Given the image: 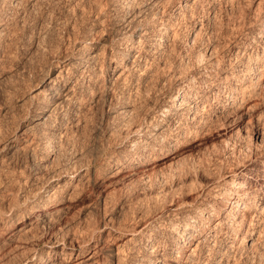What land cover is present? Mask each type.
Masks as SVG:
<instances>
[{"label":"bare ground","instance_id":"obj_1","mask_svg":"<svg viewBox=\"0 0 264 264\" xmlns=\"http://www.w3.org/2000/svg\"><path fill=\"white\" fill-rule=\"evenodd\" d=\"M174 1L175 0H153V3L155 5L162 4L163 8H167L166 6L172 4ZM197 1L199 0H182L179 3V7L173 10L172 16L168 18V20L159 19L156 23L153 22L155 23V27L153 29H145L144 33L138 35V40H133V37L135 36V29H137L138 25L146 18H144V16L138 18L139 15L136 17V13L135 16L131 14V16H125L124 22L128 24L127 28L129 29L125 32L124 37L119 44L124 48L122 49V52L120 51V49H110L107 44L103 46L100 45L102 48L99 51V49L97 50V46L91 45V42H94L93 36V41H91L92 39L90 40L88 37H83L84 40H81L79 42L75 41L73 46H71V43L67 44L68 46H66L67 48L65 49V53L62 52V49H60V51H57V54H59V56L57 57L56 62H53L54 66L51 65L52 68L48 70L46 68L48 72H44V69H42L43 73L40 71L38 72L37 70H35V66H33L34 68H32L34 69L33 72L35 71V80L27 78L26 82L28 81L29 83V81L32 80L31 84L34 83L36 85H33L34 87L31 85V88L35 89H33L34 91L32 92L30 91L27 96L21 95V92H19L21 90L17 89L16 96L18 98V101L16 103H18L19 107L17 106V108L21 109V112H23V109L28 106V110L26 108V112H35V117H38V119H36L38 121L35 123L34 126L28 127V129L26 130L24 129V132L21 135L22 137L17 135L19 128V124L17 123L18 125L14 127L16 128V130L13 129L14 134H12L15 138L14 142L16 144L14 148H17L18 150H24V153L28 151L27 157L29 156L30 158L35 160L36 152L34 150H30L29 147L32 143L35 142V140L40 139L48 141L50 137H53L55 135V130L59 131V133H63L64 135H66L68 134V132L73 130L72 128L74 125H76V131H78L79 128L85 123L84 118L88 114H94V112L92 111H94L95 105L99 103L96 101L98 94H103V99L110 100L109 111H111L110 124L107 125L108 128L106 127L107 132L106 129L104 132H106L107 134L109 133L111 135L116 131H127L129 133L127 134V136L129 135V143L132 144V146L129 147H132L134 149L138 147L141 148V143H143L144 139L148 135H150V137L151 135L155 136L157 140H163L162 142H164V140L166 139V141L168 142L169 145L165 146L167 150L161 151V149V152L154 147L155 144L153 145L150 142L148 143V146L145 147L144 152L142 149L141 152L135 153V157L133 156L134 158L132 161L128 159V154H124L123 159L118 160L117 162H115V164L105 170L108 171V174H111L112 177L117 176L121 173H126L124 175H127L128 177H134L137 173H139L141 175V177L139 176L140 179L143 182H148L152 176L149 174L152 173L150 172L152 171V167L149 171L147 170L149 166L153 165L154 170V168L156 167L155 162L166 158L169 153L174 152L175 150L182 147L184 144L191 140L198 141L200 135L207 129H209V127L211 128V124L214 122L215 118L218 119L219 116H222L223 119V114L229 111L230 113L233 112V115L234 113L235 115H238L240 112H252L259 108L258 103L251 104L250 102H252V100L254 101V99L256 98H261L260 96L264 94V17L261 18L263 26L261 25L262 27L259 30V33L256 35L254 34L255 31L249 30V33L247 35V42H249L255 50L253 53H250L246 47L238 46L239 44H241L239 42L240 36L238 35V37L236 33L235 35L237 37H234L233 39L235 42V46L222 53L220 52V46H222L221 42H217L216 37L212 38V35H215L216 33L212 32V29H209V26L206 24L210 17L214 18L216 16L215 11L217 10V8H224V6L218 4V0H203V2H205V4L209 6L207 15L205 14L206 16L198 17L199 19H192L190 26H187L188 28L186 29L188 41H197L204 34H209L210 40L208 39V43L206 44L205 48H203V50L201 49V51L199 50L196 56L193 53V56L187 53L186 55H181L182 57L180 56L181 58H179V64L180 67L184 68V70L188 68L190 69V67H193L195 64L200 65L204 68L210 78L215 77L218 82L226 84V86L230 90L234 87L236 95L232 96L231 102L227 104H222L218 108H214L213 100H217V90L215 91L214 87H211L209 88L208 92H205L203 94L202 92L196 90L194 84H192L191 86L190 83V85H188L186 88H180L181 90L179 89L176 94L171 97V100H169L172 103L171 109L164 108L158 114H154L152 110H144V108H150L151 102H145V107L143 106L139 108V110L143 108L142 110H144V112H139L137 109V105H131V103H126L124 104V106H122L121 102L128 98L127 95H132V93L135 92L137 93V96L139 93L142 92V90L146 89H143V86H145V83H147L146 85H149V80H159V78H156L159 77L160 73H162L161 71H164V69L169 70V76L166 74V76H168L169 78H178V76L180 75V71L179 69H177L178 67L176 65L177 61L175 55V52H177V45H175V42L177 40L175 41V38L178 33L177 26L179 24L177 21H179V18L181 14H183V12L185 11V8L189 4L192 6V4H195ZM227 1L231 3L232 8H237L240 5V2H238L237 0ZM42 2L43 0H0V84L3 82L17 83V81L20 79L18 77L20 72L21 77L24 78L23 81L27 77L26 69L27 67L29 68L31 65H33L32 62H26V67L24 63H22L24 65V67H22L19 66L17 63L15 64L14 59L16 58L12 59V57H9L10 54L12 55V52L10 53L11 48L9 47V43L11 42L9 38L13 34V30L18 25L17 23L13 25L11 23L12 20H14L15 18H17V20H22L21 11H25L28 16L37 13V11L39 12L42 7ZM130 3L132 2L130 1ZM262 3H264V0H261L258 4L261 5ZM77 8L78 6L76 5L71 6L70 11L76 12ZM128 8L130 7L128 6ZM150 8L152 9V7ZM156 16L157 15H155L154 19H158V16ZM13 17L15 18L13 19ZM141 18L143 19L140 20ZM242 22L243 24L248 23L246 19H243ZM44 23L45 22L43 21H38L36 25L38 28L42 29L47 22L45 24ZM135 23L137 24L135 25ZM243 24L240 26H243ZM140 26L142 27V23L140 24ZM50 32L51 31H49V33ZM65 33L68 37L66 39L69 40L71 32L67 30ZM151 36H153V38ZM43 37H40L39 33H31L29 38L31 41L30 46L33 50L40 49L41 42L39 43V40ZM150 37L152 39H149ZM247 45L248 44H246V46ZM71 47L76 53L74 58L67 56V50H69ZM225 47L227 46L225 45ZM132 56H134V59H132V62L130 63L129 59ZM30 60H32V58ZM50 60L52 59L50 58ZM101 60L107 61V67L105 71H100V69L98 71L96 70V68H98V66L96 67V65ZM161 77L164 78L163 76ZM36 79H40L41 81L38 80L39 83H35L37 82ZM21 80L22 79H20V81ZM127 82L130 83L128 87H126V91L129 94L125 93V91L123 90L124 86L122 87V85L127 84ZM235 82L237 83L235 84ZM31 88L29 90H31ZM19 89H21V87H19ZM146 91L148 90L146 89ZM141 96H143V94ZM138 102L136 103L138 104ZM9 107L10 105L8 107L5 106L3 109H0V120L8 114L10 109H12H9ZM136 110L138 112H136ZM184 112H186V114ZM140 116L143 117L144 120L143 124L140 123L141 125L137 123ZM161 116L164 119L162 118L161 120ZM182 116L186 117V121L191 120L193 124L195 123L196 125H198L201 131H197L195 133L196 135L193 136V133L190 131V129H185V123L181 122V120H183L181 118ZM258 116V119H264V109H261L259 111ZM176 119H179L176 122L177 125H174V129H171V126H173V123L171 122ZM232 126L230 125L229 130H224L223 138L225 147L227 146L228 148H231V156L235 155V153H237V155L240 154L239 156H249L248 154L253 151L251 150L252 145L248 146L246 144H239L238 146H236L234 140L237 137L242 136V134L240 127L234 125ZM3 131L0 125V172L5 169L4 162H6L5 158L7 152H9V150L13 148V143L4 138L6 135L5 133H3ZM29 132L30 134H32L31 136H29ZM153 132L157 133L153 134ZM112 136L115 137V135H111V137ZM125 136L126 135H124V137ZM114 137H112V139ZM259 137H261L260 141ZM107 140H109V137ZM170 140L173 143H170ZM262 144H264V132L258 133V139H256V149L259 148L258 145L261 146ZM45 145L46 147L44 148L47 149L49 144L45 143ZM52 150L48 151L46 155L48 156L47 158H49L48 160L51 161L52 159V162L55 163L57 156ZM84 153L85 152H83V154ZM241 160L244 159L241 158ZM252 160L254 161L247 164H241L240 162H237L236 164L234 159L233 161L231 160V162L229 163H232L230 164L231 167H236V170L229 173L225 172V169L223 170V167L221 166V168L217 167L218 169H216L215 167L214 170H206L204 173L210 177L213 176L214 180L212 179L213 181L211 180L209 184L203 186L200 189V191L196 195V202L194 205L186 203L183 204L179 202L174 205V208L171 207L172 209H167V211L164 210L162 214L157 218H154L152 214V218L150 220L148 219L149 221L146 222L144 227H142L141 229H138V223L134 225H128L127 223L121 222L115 223L112 218H109L108 221H105L106 223L103 222V226H98L96 229H92V232H89L87 230H81L82 233L80 234V236H77L78 238H74L72 240H67L68 238H64L61 240H59L58 237L52 238L51 234H49V232H46L43 234L45 235V240H48L47 248L41 249L40 252H38L37 248H35L32 250V252L30 251L31 253H29L28 255H24V258L22 257L20 258V260H17L15 264H56L57 262L55 261L59 259L61 260L60 264H253V262H256V260L258 261V249L260 242L263 240H261V238L264 237V157L261 160H255L254 158ZM38 162L34 163V167L28 173V176L31 175L32 172H35L34 175L41 174L40 172L45 168V166ZM184 162H182L181 165V168L183 169L186 168L187 170L189 169V166H193L190 163ZM54 163H52V165ZM69 169H72V171L67 169V172H62V174H65L61 178L59 173V176L57 175L58 177H56V175H50L51 177L49 178V181L51 184L49 189L43 191V194L38 195L34 198V200L32 199L33 201H31L30 203H28L30 201L28 199L29 196L25 197V199L23 200L25 201V207L23 206L20 212L17 213L16 210L18 209H13V206L10 203L12 208H10L6 212L7 217L5 219L0 220L2 224H0V250H4L6 246H8L11 242H14L15 240H27V238L34 233L35 229H38L40 221H47L48 224L51 222H56L57 219H60V217L63 216L62 214L65 213V211H67V209L70 207L71 201L77 200L78 198L80 199L82 197L83 192L86 190L87 186L89 187V183L91 182L93 173L91 172V169L89 167H86V165L76 166L74 168ZM106 175L105 173H103L102 178H105ZM136 178H138V176ZM26 182V180L24 183L23 181H21V184L24 185ZM259 193L262 194L261 197ZM101 198L105 200L106 196L104 198L101 195ZM159 199L161 200V198ZM154 202H157V200ZM152 205L153 204H151V206ZM68 222L69 221H67V223ZM223 223H230V230H232L233 232L232 236H230V238L228 239L227 237L225 239L222 238L223 236L220 227ZM90 225L93 226L92 224ZM8 230H12L13 232L7 238V236L5 235V231ZM160 231L169 232L172 235V238L169 242L170 245L168 247H164V249H160L156 246L154 247L153 245L154 242H156V240L158 239ZM96 232L99 233L98 236L95 235ZM256 234H258V236H256ZM140 245H142L143 248L142 251H140L141 255L139 256L137 250H139L138 248L140 247Z\"/></svg>","mask_w":264,"mask_h":264},{"label":"rangeland","instance_id":"obj_2","mask_svg":"<svg viewBox=\"0 0 264 264\" xmlns=\"http://www.w3.org/2000/svg\"><path fill=\"white\" fill-rule=\"evenodd\" d=\"M130 1L132 3H130ZM181 1L182 0H175L173 2L174 4L172 3L168 6H166L167 8H163L162 4L155 5L153 3V0H146V1L145 0H88V1L87 0H43V2H42L43 8L41 7V10L39 12L37 11V13H34L33 14L34 16L33 15L28 16V14L25 13V11H21V13H22L21 19L22 20H20V19L17 20V18L13 17V19L14 18L15 19L12 20L11 24L13 25V24L17 23L18 25L15 28L16 30L15 29L13 30V32H12L13 34L9 38V40L11 42V43H9L10 44L9 47L11 48L10 53L12 52V55L10 54L9 57H12V59L16 58V59H14L15 64L17 63L19 66H22V67H24V65H25V67L27 66L25 64L26 62H32L33 65H31V66L29 65L30 69L27 67V69H28V70L26 69L27 77L25 78L24 81H23L24 78L21 77V75H20L21 72H20L18 77L20 79H22L21 81L19 79L17 81V83H15V82L14 83H11V82H7V83L5 82L4 83L3 82L0 84V109L1 108L3 109L5 106L8 107L9 105H10L9 109L10 108L13 109V110L10 109L11 112L9 111L8 114L3 119L0 120V125L2 127V131L4 130L3 133H5V135H6L4 138L6 140L10 141L11 143H13V145H12L13 148L10 149L9 152H7V155L5 158L6 159V162H4L5 169L2 170V172H0V179H1L0 180V218H1L0 220L5 219L7 217L6 212L10 208H12V206H13V209L19 210V211L16 210L17 213L20 212L21 208H23V206L25 207V204H24L25 201H23L25 199V197L29 196L28 199L30 201L28 203H30L31 201L34 200L35 197H37L40 194H43V191H45L46 189H49L50 184H51L49 181V178L52 175L53 176L56 175V177H58L59 176L58 173H59L60 178H61L65 174V173L62 174V172H67L68 170H70L69 168H74L76 166H85V165H86V167H89L91 169V172L93 173V175L91 178L92 183L90 182L89 187L87 186L88 189L86 188V190L83 192V195H82L83 198L81 197L80 199L78 198L77 200L71 201L70 207L67 209V211H65V213L62 214L63 216L60 217V219L62 218L61 220L57 219L56 222H53V223L51 222L52 225H51V223L48 224L47 221L46 222L40 221L39 225H38V229L37 228L35 229L34 233L30 237H28L29 239L28 238H27V240L20 239L17 241L15 240L14 242H11L9 244L10 246L8 245L4 248V250L3 249L0 250V264H5V263L6 264H15L17 262V260H20V258H22V257L24 258L26 255L31 253L32 250L35 248H37L38 252H40L41 249H46L48 246V242H47L48 240H45L46 238H45V235L43 234L46 232H49V234H51L52 238L58 237L59 240L64 239V238L65 239L68 238L67 240H72V239L78 238L80 236V234L82 233L81 230H87L90 232L92 229H96L98 226H103V222L108 221L109 218L110 219L112 218V220L115 223L121 222V223H127L128 225H134V224L138 223L137 224L138 229H141L142 227H144L146 222H148L152 218V214H153L154 218H157L162 214V212L164 210L167 211V209L174 208L175 207L174 205H176L179 202L183 203V204L186 203V204H193L194 205L196 202L195 201L196 195L200 191V189L203 186L209 184L212 179L214 180L213 176L210 177L204 173L206 170L209 171L211 169L214 170L215 167H216V169L223 167V170L225 169L224 171L229 173V172H233L236 170V167L232 168L230 165L232 163H229V162H231V160L233 161V159H234L236 164H237V162H240L241 164H243V163L247 164V163L254 161V160H252L253 158L255 160H261L264 157V146H263L264 144H262L261 146L258 145L259 148L256 149L257 148L256 139H258V133L264 132V119H258L259 111L261 109H264V94L262 96H260L261 98H258V99L256 98V99H254V101L252 100V102H250L251 104H253V103L259 104V108H257L256 110H254L252 112H244L243 111V112H240L238 115L237 114L235 115V113L233 115L232 114L233 112L230 113V111L225 112L223 114V119H222V116H219L218 119L215 118L214 122L211 124L212 125L211 128L209 127V129L206 130L208 133L206 131L203 132L200 135V137L198 138V141L191 140V141L187 142L186 144H184L182 147L175 150L174 152H171L172 154L169 153L166 156V158L155 162L156 167L154 168V170H153V167H154L153 165L149 166V168L147 170L149 171L152 167V169H151L152 171H150L152 173H149L152 176L148 182H143L140 179L141 175L139 173H137L138 175L136 174L134 177L133 176L128 177L127 175H124L126 173H121V174H118L117 176L112 177L111 174H108V171H105V170L108 169V167L115 164V162H117L118 160L123 159L124 154H128L129 155L128 159H130V161H132L133 158L135 157V153L141 152L142 149L144 152L145 147H147L148 143H150V142L153 145L155 144L154 147L158 151H160L161 149H162L161 151L167 150L165 146L169 145L168 142L166 141V139L164 140V142H162L163 140H157V138H155V136L151 135V137H150V135H148L144 139L143 143H141V145H142L141 148L138 147V148L134 149L132 147H129V146H132V144L129 143V139H128L129 135L127 136V134H129V133L125 130H121L120 132L116 131V132H114L115 134L114 133L111 134V135H115V137L112 136V137H114L113 138L114 140H113L111 135L108 133L109 134V136H108V134L106 133L107 132L106 127L108 124H110V120H111V114H110L111 111H109L110 100L103 99V94H98L96 101L99 103H97L95 105L94 111H92V112H94V114L93 115L88 114L87 115L88 117L86 116L84 118V120H85L84 122L86 124L84 123L79 128L78 131H76L77 128H75L76 125H74L72 128L73 130L68 132V134H66V135H64L63 133H59V131L55 130V135L53 137H50V139L48 141L47 140L46 141L40 140V139L35 140V142L32 143L33 145L31 144L29 146L30 150H34L36 152V154H35L36 159L35 160L30 158L29 156L27 157L28 151L26 153H24V150H18L17 148H14L16 145L14 142L15 138L12 135V134H14L13 129L16 130V128H14V127H16L19 124L20 129L18 128L17 135L21 136L22 133L24 132V129L26 130V129H28V127L34 126L35 123L38 121V120H36V119H38V117H35L36 116L35 112H32L33 114L31 112H26L28 110V106L26 107L27 110L25 108V109H23V112H21V109L17 108V106L19 107L18 103H16L18 101V98L16 96V90L17 89L21 90L19 92H21L20 94L24 95V96H27L28 93H30V91L32 92V91H34L33 89H35V88H33V89L31 88L33 85L34 86L36 85L34 83L31 84L32 80L29 81V83H28V81L26 82L27 78L35 80V77H34L35 71L33 72V70H34L33 66H35V70H37L38 72L40 71L43 73L42 69H44L45 70L44 72H46L48 69L52 68L51 65L54 66L53 62H56L57 57L59 56V54H57L58 53L57 51H60V49H62V52L65 53L66 52L65 49L67 48L66 46H68L67 44L71 43V46H73L75 41L79 42L81 40H84L83 37L84 38L88 37L91 40L92 36H93L94 42H91L92 43L91 45L97 46V50L99 49V51L102 48L101 46L107 44V46L110 49L116 48L117 50L120 49V51L122 52V49H124V48H123V46H120L119 44H120V41L123 39L125 32L128 31V29H129V28H127L128 24H126V22H124L125 16H128L130 14L135 16L137 14L136 17L139 15L138 18H140L142 16H144V18H146L145 20H147V21L143 20L145 26L143 25V21H142L141 22L142 27L140 26V24H141L140 23L138 25V28L135 29V36L133 37V40H136V39L138 40V35L144 33L145 29H151V28L153 29L155 27V23L159 19L168 20V18H170L172 16L173 10H175L177 7H179V5H180L179 3ZM218 1H219L218 4H221V6H224V8L223 9L217 8V10L215 11V14L217 17L216 16L214 18L210 17V19L208 20V22L206 24L209 26V29H212V32L216 33L215 35H212L213 36L212 38L216 37V41L221 42L222 46H220L221 47L220 52L223 53L224 51H227L228 49L234 47L235 42L233 39H234V37H237L239 35L240 36V37L238 36L239 42L241 44H239L238 46L246 47L250 53H253L255 50L253 49V46L249 42H247V35L249 33V30L255 31L254 34L257 35L259 33V30L263 26L261 18L264 17V3L259 5L258 3H260L261 0H237L238 2H240V5L237 8H234V7L232 8L231 3L228 2L227 0H222V1L218 0ZM197 2H196L197 4L196 3L192 4V6L189 4L185 8V11L183 12V14H181L180 18L181 17L182 18L181 19L179 18V21H177L179 23L178 24L179 27L177 26L179 34L177 33V36L175 38V41L177 40L175 42V45H177V52H175V55H176V61H177L176 65L178 67L177 69H179V71H180V75L178 76V78H175V79L169 78L168 77L169 76L168 75L169 70L166 69L167 70V72H166V70L164 69V71H161L162 73H160L159 77L156 78V79L159 78V80L151 79L148 81L149 85H146L147 83H145V86L142 85L143 89L146 88L148 91H146V89L142 90L143 93L141 92L137 96H136L137 93H135V92H133L132 95H127L128 98L125 97L126 99L121 102L122 106H124V104H126V103L127 104L131 103V105H135V106L137 105V109L139 112H144V110H148V111L152 110V112H154V114H158L164 108L171 109L172 103L169 101V100H171V97L174 94H176V92L180 88L181 89L186 88L188 85H190V83H191V86H192V84H194L196 90L199 92H202L203 94L205 92H208L209 88H211V87H214L215 91L217 90L216 91L218 93L217 100L216 101L213 100V107L214 108H218L222 104H227V103L231 102L232 96L236 95V92L234 91V87L231 88V90H230L226 86V84L218 82V80L215 77L210 78L209 75L207 74V72L204 70V68L200 65L195 64L193 66L194 68L190 67V69L188 68L185 70H184V68L180 67V64H179L180 59L179 58H181L183 55H186V53L189 55H192V56H193V54H195V56H196V54H198L197 52H199V50L201 51V49L203 50V48H205L206 44L208 43V39L210 40V35L204 34L197 41H194V42L188 41L186 29L190 26L191 20L192 19H199L198 17L206 16L208 8H209V6L207 4H205V2H203V0H199ZM43 3H44V5H43ZM218 4H216V5H218ZM75 5L78 6L77 11L76 12L70 11L71 6H75ZM128 6L130 8H128ZM145 6H146V8H145ZM218 6H220V5H218ZM131 7H133V8H131ZM150 7H152V9ZM81 8H82V10H81ZM100 8H101V10H100ZM68 11H69V13H68ZM125 14H127V15H125ZM77 15L79 16V18ZM155 15L158 16V19H154ZM25 18H27V19H25ZM50 19H51V21H50ZM142 19L143 18H141L140 20H142ZM243 19H246V21H248V23L243 24V22H242ZM254 20H255V22H254ZM38 21H40V22L43 21L45 23L47 22L46 24L44 23L45 24L43 26L44 30H43V28L40 29L37 27L36 24ZM237 21H238V23H237ZM153 22H155V23H153ZM212 23H214V24H212ZM240 23H242L243 26H240V25H242ZM136 24L137 23H135V25ZM73 26H75V27H73ZM237 26H240V27H237ZM61 28H62V30H61ZM74 28H75V31H74ZM89 28L91 29V31ZM213 29H214V31H213ZM219 29H221V30H219ZM48 30L51 32L49 33ZM67 30L71 32V35L69 37L70 41L66 39V38H68L67 34L65 33ZM225 30H227V31H225ZM239 31H241V32H239ZM31 33H39L40 37L45 36L42 39H40L41 41L39 40V43L41 42V44H40L41 46H40L39 50H33L30 46L31 41H30L29 37H30ZM228 33H229V35H228ZM235 33L237 36L235 35ZM151 37L153 38V36H151ZM151 37L149 39H152ZM91 41H93V39ZM246 44H248L249 46L248 45L246 46ZM14 45H15V47H14ZM225 45L227 47H225ZM223 46L225 47V49ZM75 54L76 53L72 49V47L69 50H67V56L74 58ZM26 58H28V59H26ZM31 58H32V60H30ZM50 58L52 60H50ZM132 59H134V56H132L129 59L130 63L132 62ZM36 61H38V62H36ZM106 62H107L106 60L105 61L101 60L96 65V67L98 66V68H96V70L98 71L100 69V71H105V69L107 67ZM22 63H24V65ZM46 68H47V70H46ZM182 70H184L185 72ZM164 72H165V74H164ZM31 73L33 74V76ZM30 74H31V76H30ZM117 74H118V72H117ZM166 74L168 76H166ZM195 74H197V75H195ZM161 76H163L164 78H162ZM183 76H184V78H183ZM40 79H36L37 82H35V83H39V81H41ZM22 81L24 83L25 82L26 83L24 84ZM152 81H153V84H152ZM8 83L10 86L8 85ZM163 83H164V85H163ZM236 83L237 82H235V84ZM129 84L130 83L127 82V84L122 85V87L124 86L123 90L127 94H129V93L126 91V87H128ZM161 85H163V86H161ZM18 86L21 87V89H19ZM13 87H15V88H13ZM161 87H163V88H161ZM30 88H31V90H29ZM142 94H143V96H141ZM164 101H166V102H164ZM136 102H138V104ZM145 102L146 103L151 102L150 108H144V110H142L143 109L142 108V109H140L141 110L140 111L139 110L140 107H143V106L145 107V105H144V104H146ZM27 105H29V104H27ZM138 111L136 110V112H138ZM145 112H147V111H145ZM184 113L186 114V112H184ZM200 113H202V112H200ZM168 117H170V116H168ZM227 117H229V118H227ZM162 118L163 117L161 116V120H162ZM181 118L183 119V120H181V122L185 123V125H184L185 129H187V128H188V130L190 129V131L193 133V136L196 135L195 133L197 131L198 132L201 131L200 127L198 125H196L195 123L193 124V122L191 120L186 121L185 116H182ZM178 120L179 119H176L173 122H171V123H173V126H171V129L172 128L174 129V125L175 126L177 125L176 122ZM30 123H31V125H30ZM137 123L143 124L144 123L143 117L140 116ZM170 125H172V124H170ZM230 125L240 127V129H241L242 136L237 137L234 140L235 142L233 141L236 146H238L239 144H241V145L246 144L248 146L252 145L251 150H253V151L250 154H248L250 157L246 156V155L245 156H239L240 154L237 155V153H235L236 156L230 155L232 152L231 148H228L227 146L225 147L224 138H223L224 130H226V129L229 130ZM105 129H106V132H104ZM9 133H10V135H9ZM154 133H157V132H153V134ZM150 134H152V133H150ZM31 135L32 134H30V132H29V136H31ZM124 135H126V136L124 137ZM8 136H10V137H8ZM65 137H66V139H65ZM108 137H109V140H107ZM122 137H124V138H122ZM42 139H44V138H42ZM260 139H261V137H259V141H260ZM70 140H72V141H70ZM148 140H149V142H148ZM38 141H40V142H38ZM169 142L173 143L171 140ZM242 142H243V144H242ZM21 143H23V142H21ZM45 143L50 145V146L48 145L47 149L44 148V147H46ZM159 144L161 147L159 146ZM64 146H65V149H64ZM142 147H144V148H142ZM158 148H160V149H158ZM45 150H47V151H45ZM51 150L54 151V153L57 156L55 163L52 162V159H51V161L48 160L49 158H47L48 156L46 155L47 152L51 151ZM83 152H85V153L83 154ZM60 153H61V155H60ZM217 153H219V154H217ZM261 153H262V155H261ZM244 157L248 158L250 161L248 159H245ZM241 158L244 160H241ZM38 161L41 164H43V166H45V168L43 170H41V172H40L41 174L34 175L35 172H32V174L28 176V173L34 167L33 166L34 163L38 162ZM180 161H181V163H180ZM182 162L190 163L193 166L192 167L189 166V169H187V170H186V168L183 169V168H181ZM52 163H54V164L52 165ZM77 163H78V165H77ZM130 166H132V165H130ZM53 170H55V171H53ZM70 171H72V169ZM1 173H2V175H1ZM103 173H105V175L107 174L108 176L106 175L105 178H102ZM98 174H100V175H98ZM37 176H38V178H37ZM137 176H138V178H136ZM128 179H130V180H128ZM25 180L27 182L24 185L21 184V181H23V183H24ZM92 180H94V181H92ZM200 185H201V187H200ZM190 186L193 188H191ZM177 190H178V192H177ZM167 192H169V193H167ZM174 193L176 196L174 195ZM101 195L104 198L106 196L105 200L103 198H101ZM259 195H260V197L262 196L261 193H259ZM154 198H155V200H154ZM159 198H161V200ZM170 198H171V200H170ZM145 200L147 201V203ZM156 200H157V202H154ZM162 202H163V204H162ZM10 203L12 204V206L10 205ZM151 204H153V205L151 206ZM89 211H90V213H89ZM144 212L145 213L147 212V213L145 214ZM75 216H76V218H75ZM131 216H132V218H131ZM137 216H138V218H137ZM71 218H73V219H71ZM67 221H69V222L67 223ZM93 223H94V225H93ZM0 224H1V221H0ZM90 224H92L93 226H91ZM230 229H231L230 223H223L221 225L220 230H221V233L223 236L222 238L225 239L227 237V239H228V238H230V236H232L233 232ZM64 230H66V231H64ZM12 232H13L12 230L5 231V235L7 236V238L10 236V234ZM226 233H228V234H226ZM43 235H44V237H43ZM95 235L98 236L99 233L96 232ZM256 236H258V234H256ZM171 238H172V235L169 232L160 231L159 237L156 240V242H154L153 245H154V247L156 246V247H159L160 249H164V247H168L170 245L169 242H170ZM261 240L262 241L260 242L259 249H258L259 250L258 251V256H259L258 261L256 260V262H253V264H264V261H263L264 258H262V257H264V251H263L264 250V237L261 238ZM21 245H22V247H21ZM142 248H143L142 245H140V247L138 248L139 250H137V253L139 256L141 255L140 251H142ZM23 249H24V251H23ZM21 252H22V254H21ZM260 255H261V257H260ZM55 262H57L56 264H60L61 260L59 259V260H56ZM257 262H259V263H257ZM138 264H140V263H138Z\"/></svg>","mask_w":264,"mask_h":264}]
</instances>
